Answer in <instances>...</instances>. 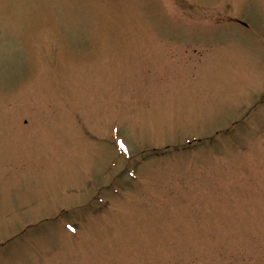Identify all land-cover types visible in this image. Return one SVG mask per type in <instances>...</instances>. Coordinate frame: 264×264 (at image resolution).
<instances>
[{
	"label": "rangeland",
	"instance_id": "obj_1",
	"mask_svg": "<svg viewBox=\"0 0 264 264\" xmlns=\"http://www.w3.org/2000/svg\"><path fill=\"white\" fill-rule=\"evenodd\" d=\"M0 264H264V0H0Z\"/></svg>",
	"mask_w": 264,
	"mask_h": 264
},
{
	"label": "snow or ice",
	"instance_id": "obj_2",
	"mask_svg": "<svg viewBox=\"0 0 264 264\" xmlns=\"http://www.w3.org/2000/svg\"><path fill=\"white\" fill-rule=\"evenodd\" d=\"M121 148H123V145H121Z\"/></svg>",
	"mask_w": 264,
	"mask_h": 264
}]
</instances>
